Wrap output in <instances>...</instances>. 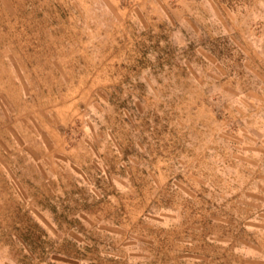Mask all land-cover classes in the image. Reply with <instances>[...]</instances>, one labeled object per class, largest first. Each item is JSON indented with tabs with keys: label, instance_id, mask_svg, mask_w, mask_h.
Listing matches in <instances>:
<instances>
[{
	"label": "rangeland",
	"instance_id": "obj_1",
	"mask_svg": "<svg viewBox=\"0 0 264 264\" xmlns=\"http://www.w3.org/2000/svg\"><path fill=\"white\" fill-rule=\"evenodd\" d=\"M0 264H264V0H0Z\"/></svg>",
	"mask_w": 264,
	"mask_h": 264
}]
</instances>
